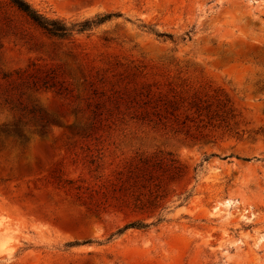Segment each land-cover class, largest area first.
<instances>
[{"label": "rangeland", "instance_id": "rangeland-1", "mask_svg": "<svg viewBox=\"0 0 264 264\" xmlns=\"http://www.w3.org/2000/svg\"><path fill=\"white\" fill-rule=\"evenodd\" d=\"M25 1L114 16L0 0V264H264V0ZM194 98L226 123L174 125Z\"/></svg>", "mask_w": 264, "mask_h": 264}, {"label": "trees", "instance_id": "trees-1", "mask_svg": "<svg viewBox=\"0 0 264 264\" xmlns=\"http://www.w3.org/2000/svg\"><path fill=\"white\" fill-rule=\"evenodd\" d=\"M11 5L17 9L20 13L26 16L32 23L44 30L49 35L65 39L71 34L74 28H77L79 33H83L91 30L93 27L103 24L110 20L114 15L98 16L94 20H87L83 23L66 25L59 20H50L45 16L39 14L33 9L25 0H10ZM187 112L190 114L182 115L180 110L182 106L172 101L166 104L164 113L173 116L172 123L179 128H189L190 123L199 121L200 123L207 122V125H213L219 122V125L226 123V113L222 115L218 107L215 109L214 104L209 100H201L194 98L187 104ZM193 113V114H191ZM200 127V126H199ZM177 161L171 158V155L154 156V157H141L131 168H129L126 182L131 183L132 187L136 191H140L142 194L153 195L155 188L160 186L157 183L160 180L162 173H169L175 176L179 173L177 171ZM164 176V175H163ZM149 225L142 223H131L125 226L124 230L129 228H147Z\"/></svg>", "mask_w": 264, "mask_h": 264}]
</instances>
